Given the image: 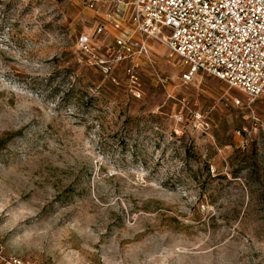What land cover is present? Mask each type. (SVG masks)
<instances>
[{"label":"rangeland","instance_id":"obj_1","mask_svg":"<svg viewBox=\"0 0 264 264\" xmlns=\"http://www.w3.org/2000/svg\"><path fill=\"white\" fill-rule=\"evenodd\" d=\"M94 24L80 0H0L5 255L264 264V97L184 82L155 42L133 76L105 73L76 46Z\"/></svg>","mask_w":264,"mask_h":264},{"label":"built area","instance_id":"obj_2","mask_svg":"<svg viewBox=\"0 0 264 264\" xmlns=\"http://www.w3.org/2000/svg\"><path fill=\"white\" fill-rule=\"evenodd\" d=\"M94 30L76 42L103 72L124 62L133 76L154 58L152 42L185 67L181 78L214 76L248 100L264 97V0H80ZM98 37L104 40L96 43ZM106 56V58L104 57ZM0 264H38L5 255Z\"/></svg>","mask_w":264,"mask_h":264}]
</instances>
